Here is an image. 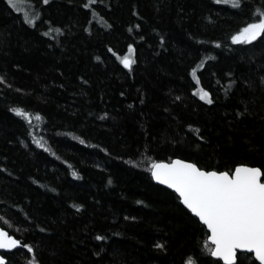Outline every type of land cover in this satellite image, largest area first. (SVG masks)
<instances>
[{"label": "trees", "instance_id": "obj_1", "mask_svg": "<svg viewBox=\"0 0 264 264\" xmlns=\"http://www.w3.org/2000/svg\"><path fill=\"white\" fill-rule=\"evenodd\" d=\"M262 12L264 0H0V226L22 243L6 264H223L151 163L264 171V33L231 39Z\"/></svg>", "mask_w": 264, "mask_h": 264}, {"label": "snow or ice", "instance_id": "obj_2", "mask_svg": "<svg viewBox=\"0 0 264 264\" xmlns=\"http://www.w3.org/2000/svg\"><path fill=\"white\" fill-rule=\"evenodd\" d=\"M231 2L234 7L240 6V0ZM25 22L31 23L32 20L26 19ZM261 33H264V12L261 18L248 23L231 39L250 42ZM128 51L133 52L132 44L128 45ZM121 62L129 68L133 63L129 55H125ZM199 94L201 99L212 103L209 92L202 89ZM14 111L26 119L31 118L22 108H15ZM36 115L39 118V113ZM40 146L43 147V144ZM151 173L157 181L174 189L183 204L206 225L210 234L205 243L211 242L213 257L221 258L224 264H239L237 249L249 250L244 254L245 258L254 253L255 260L264 264V171L261 167L240 163L230 174L228 170H205L187 159H175L168 163L154 160ZM20 243L19 239L0 228V248L11 249ZM23 246L29 247L27 244ZM4 261L5 257L0 255V264Z\"/></svg>", "mask_w": 264, "mask_h": 264}, {"label": "water", "instance_id": "obj_3", "mask_svg": "<svg viewBox=\"0 0 264 264\" xmlns=\"http://www.w3.org/2000/svg\"><path fill=\"white\" fill-rule=\"evenodd\" d=\"M175 159H179V158H175ZM175 159H172V160H175ZM172 160H170V161H164V162H166V163H168V162H171ZM231 174V173H230ZM151 175H152V173H151ZM153 177V176H152ZM153 179H154V181L156 182V183H158V184H160V185H162V186H164V187H166V188H168V189H170L171 191H173V192H175L176 194H177V196L179 197V194L174 190V189H172L169 185H165V184H163L161 181H157L154 177H153ZM262 179H264V176H262ZM180 199V198H179ZM180 202H181V204L189 211V212H191V210L190 209H188L187 208V206L186 205H184L183 204V202H182V200L180 199ZM192 213V212H191ZM192 215L193 216H195L198 220H199V218L194 214V213H192ZM200 221V220H199ZM200 223L201 224H203L201 221H200ZM204 225V224H203ZM205 227H206V225H204ZM0 228H3V227H1L0 226ZM4 229V228H3ZM206 229H207V227H206ZM6 232H8L6 229H4ZM207 231H208V234H210V231L207 229ZM8 234L9 235H11L9 232H8ZM11 236H13L15 239H18L17 237H15L14 235H11ZM20 240V239H19ZM21 241V240H20ZM210 244H211V242H209ZM22 246V243H20L19 245H16V246H14L13 248H11V249H2V248H0V255H3L4 257H5V261H4V264H6L7 263V258H6V256H5V254L6 253H10V252H13V251H15L16 249H18V248H20ZM249 253V250H241V249H237V254L238 253ZM250 254H252L253 255V257H254V259H255V256H254V253H250ZM213 257V256H212ZM213 258H215V259H218V260H220L223 264H224V261L221 259V258H218V257H213ZM257 262H258V264H259V261L258 260H256Z\"/></svg>", "mask_w": 264, "mask_h": 264}, {"label": "rangeland", "instance_id": "obj_4", "mask_svg": "<svg viewBox=\"0 0 264 264\" xmlns=\"http://www.w3.org/2000/svg\"><path fill=\"white\" fill-rule=\"evenodd\" d=\"M201 92V91H200ZM200 95V94H199ZM206 101V100H205Z\"/></svg>", "mask_w": 264, "mask_h": 264}]
</instances>
